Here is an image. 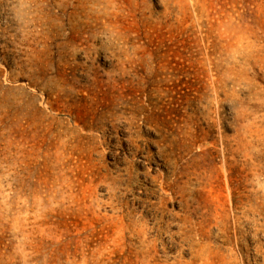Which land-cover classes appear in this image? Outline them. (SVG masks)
Returning <instances> with one entry per match:
<instances>
[{"label": "rangeland", "instance_id": "1", "mask_svg": "<svg viewBox=\"0 0 264 264\" xmlns=\"http://www.w3.org/2000/svg\"><path fill=\"white\" fill-rule=\"evenodd\" d=\"M0 264H264V0H0Z\"/></svg>", "mask_w": 264, "mask_h": 264}]
</instances>
